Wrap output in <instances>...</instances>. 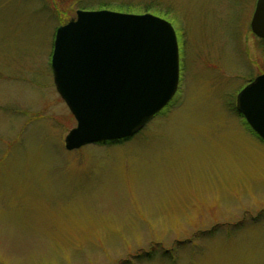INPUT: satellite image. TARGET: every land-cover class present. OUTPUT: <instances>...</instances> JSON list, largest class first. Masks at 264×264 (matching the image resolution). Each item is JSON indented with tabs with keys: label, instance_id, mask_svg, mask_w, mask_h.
<instances>
[{
	"label": "rangeland",
	"instance_id": "1",
	"mask_svg": "<svg viewBox=\"0 0 264 264\" xmlns=\"http://www.w3.org/2000/svg\"><path fill=\"white\" fill-rule=\"evenodd\" d=\"M254 5L0 0V264H264V140L235 107L264 72ZM77 9L168 20L178 83L137 133L67 150L50 58Z\"/></svg>",
	"mask_w": 264,
	"mask_h": 264
},
{
	"label": "water",
	"instance_id": "2",
	"mask_svg": "<svg viewBox=\"0 0 264 264\" xmlns=\"http://www.w3.org/2000/svg\"><path fill=\"white\" fill-rule=\"evenodd\" d=\"M249 25L264 39V0H255ZM50 66L55 89L76 121L64 147L122 140L141 130L176 92L175 30L149 12L77 9L56 27ZM235 107L264 140V72L238 91Z\"/></svg>",
	"mask_w": 264,
	"mask_h": 264
},
{
	"label": "trees",
	"instance_id": "3",
	"mask_svg": "<svg viewBox=\"0 0 264 264\" xmlns=\"http://www.w3.org/2000/svg\"><path fill=\"white\" fill-rule=\"evenodd\" d=\"M102 5H107V4H102ZM118 6H124V5H118ZM147 7V6H146ZM148 8V7H147ZM107 142H111V141H107Z\"/></svg>",
	"mask_w": 264,
	"mask_h": 264
}]
</instances>
